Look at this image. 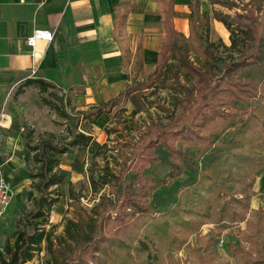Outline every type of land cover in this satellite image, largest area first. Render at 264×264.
<instances>
[{
	"label": "trees",
	"instance_id": "1",
	"mask_svg": "<svg viewBox=\"0 0 264 264\" xmlns=\"http://www.w3.org/2000/svg\"><path fill=\"white\" fill-rule=\"evenodd\" d=\"M174 1L158 0L165 36L149 81H137L117 97L92 105L88 110H79L73 116L62 112L73 122L67 143L42 139L31 146L27 142L37 165V172L32 173V178L38 179L34 183L36 190L28 192L34 207L20 218L21 226L13 241L6 242L0 264H34L30 262L43 250V242L50 255L47 264H163L165 261L180 264L179 258L174 259L175 253L185 247L191 235L198 236L207 221L220 224L246 219L254 196L255 173L264 167V79L255 84L237 75L255 63L251 60L254 54L232 59L222 66L217 64L215 50L211 44L203 43L197 28L198 11H192L189 19V37L195 41L198 52L192 59L190 42L174 28ZM132 5H128L124 13H120L122 4L115 6V24L119 31L125 27ZM223 5L232 8L236 2ZM190 6L193 8L192 3ZM203 15L208 23V15ZM214 16L229 28L234 19L246 40L256 39L257 25L252 14L237 12L231 20L230 15L219 12ZM138 50L137 67L142 70L141 44ZM124 63H128V58L125 57ZM218 72L223 77L214 81ZM225 77L227 81H224ZM157 81L163 87H176L185 93L177 101L183 107L182 112L174 119L175 111L161 106L170 111L169 120L154 123L139 138L130 162L126 161L114 176L113 196H102L93 210L81 204L79 192L75 191L71 181L68 182L73 215L66 219L64 233L54 237L52 226H46L50 225L49 213L60 199L59 185L65 178L58 155L88 146L93 139L91 134L78 129L81 117H91L95 121L102 114L112 112L120 97L133 96ZM36 84L42 92L55 87L41 80ZM251 99L256 100V106H241ZM220 106L225 107L220 109ZM230 130L231 137L224 139ZM220 140V146L205 161L204 156ZM101 147L95 151V156L100 154ZM186 147H192L194 151L190 152ZM162 149L167 151L165 159L172 170L163 179L156 180L145 175L144 170L161 159L159 152ZM73 169L83 172V166L78 162L73 163ZM174 169L177 172L174 173ZM185 170L194 172V179L176 191L170 208L158 210L150 201L153 193ZM128 173H132L130 181L127 180ZM103 183L108 180L103 179ZM91 184L96 185L93 176ZM258 212L262 225L249 220L247 224L261 231L264 229V207L260 206ZM245 235L254 239L252 233ZM252 263L264 264V259L257 258Z\"/></svg>",
	"mask_w": 264,
	"mask_h": 264
},
{
	"label": "rangeland",
	"instance_id": "2",
	"mask_svg": "<svg viewBox=\"0 0 264 264\" xmlns=\"http://www.w3.org/2000/svg\"><path fill=\"white\" fill-rule=\"evenodd\" d=\"M225 2H236V6L230 8L223 5ZM192 4L193 8H189L188 0L183 1L180 6L178 5L175 13V28L190 42L192 59L196 58L198 52L195 49V41L188 37L187 24L191 12L198 11L200 17L197 21V28L203 36V43L211 44L215 50L217 64L222 66L232 59L239 60L248 54H254L251 60L254 59L255 63L239 71L237 75L259 84L264 79V0H192ZM215 12L230 15L229 20L233 19L237 12L252 14L257 25L256 39L246 40L244 32L237 26L234 19L229 28L215 18ZM203 14L208 15V23ZM153 69L154 67L147 66L140 70L136 61H132L131 65L127 66L128 80L125 81L123 88L140 80L149 81L148 78ZM222 77L223 74L218 72L214 81H219ZM227 80L228 78L225 77L224 81ZM16 90L0 99L3 107L20 111L15 118L18 132L24 143V147L19 151L21 154L18 161L8 159L10 151L7 145L6 147L0 146V155L5 161H2L4 167L1 163L0 166L6 179L9 176L13 181L7 179L14 191L9 207L0 218V254H5L6 242L13 241L16 230L21 226L20 218H23L24 214L34 207L28 192L36 190L34 183L38 179L37 177L32 178V173L37 172V165L33 151L28 148L27 142L31 146L37 145L42 139L58 144L67 143L73 122L62 112L65 111L73 116L79 110L90 108V105L75 103L71 92L69 94L56 87L49 88L47 92H41L38 88L32 87L23 94H19ZM184 94L176 87H163L160 81H157L152 87L137 91L133 96L120 97L111 113H104L95 121L91 117H81L78 129L91 134L93 139L88 146H79L72 152L58 155L59 167L64 171L65 178L59 185L60 199L49 213L50 225L46 226V228L52 226L54 237L64 233L66 219L73 215L74 206L68 198V182L71 181L74 184L75 191L80 194L81 204L88 210H93L102 196L112 197L114 176L119 173L120 167L126 161L130 162L136 142L154 123L167 122L170 111H175L174 119H176V116L183 110L177 101L180 97L183 98ZM256 105V100L251 99L241 106L254 107ZM161 106L169 108L170 111L164 110ZM118 113L120 115H117ZM231 135L232 130L224 135V139H229ZM222 140L218 141L215 147L204 156L205 161L212 157ZM176 145L180 146L181 143L176 142ZM100 146H102L101 152L95 156L94 153ZM186 148L190 152L194 151L192 147ZM159 153L161 159L144 170L145 175L156 180L163 179L172 170L169 161L165 159L167 151L162 149ZM74 162L83 166V172L73 169ZM173 172L177 170L174 169ZM255 174L256 183L253 187L255 196L246 218L256 225H262L263 220L258 207H264V167L258 169ZM91 176L95 179V186L91 184ZM194 177V172L183 171L177 179L156 190L150 198L151 203L160 211L170 208L175 201L176 191L192 181ZM103 179L108 180V183H103ZM127 180H132V173L127 174ZM246 233L254 234V239H248ZM42 246L43 250L37 253L30 263L47 264L50 260L46 242H43ZM177 258L180 264H253L252 262L257 258L264 259V229L256 230L255 226L250 228L246 220L220 224L207 221L201 227L200 234L191 235L185 247L175 253V261ZM163 264L168 263L165 261Z\"/></svg>",
	"mask_w": 264,
	"mask_h": 264
},
{
	"label": "crops",
	"instance_id": "3",
	"mask_svg": "<svg viewBox=\"0 0 264 264\" xmlns=\"http://www.w3.org/2000/svg\"><path fill=\"white\" fill-rule=\"evenodd\" d=\"M183 1H174V28L175 13ZM119 3L120 13L133 4L122 31L115 24ZM191 3L188 0L189 8ZM162 19L158 0H0V99L15 89L19 94L32 87L40 90L38 80L71 92L79 105L92 106L117 97L125 90L127 66L137 63L139 44L144 67L155 68L165 36ZM38 29L52 31L53 38H39L31 46L27 40ZM18 114L0 103V146H8L11 161L20 160L24 147L15 118ZM2 161L0 155L3 165Z\"/></svg>",
	"mask_w": 264,
	"mask_h": 264
},
{
	"label": "built area",
	"instance_id": "4",
	"mask_svg": "<svg viewBox=\"0 0 264 264\" xmlns=\"http://www.w3.org/2000/svg\"><path fill=\"white\" fill-rule=\"evenodd\" d=\"M42 38L45 40H51L53 38V33L47 29L35 30L34 34L30 36L27 40L28 44L35 46L37 39ZM36 70H33L35 73ZM14 191L11 183L6 179L3 170L0 166V218L5 214L10 202L13 198Z\"/></svg>",
	"mask_w": 264,
	"mask_h": 264
}]
</instances>
